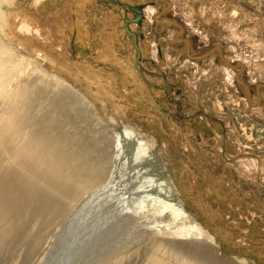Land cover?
Segmentation results:
<instances>
[{"label":"rangeland","instance_id":"obj_1","mask_svg":"<svg viewBox=\"0 0 264 264\" xmlns=\"http://www.w3.org/2000/svg\"><path fill=\"white\" fill-rule=\"evenodd\" d=\"M171 1L174 2L175 6L166 13V16L176 20L185 28L184 34L191 38L193 54H208L215 46L225 48L226 59L235 64H246L247 69L244 71L242 79L251 86L252 96H254L253 76L257 72L261 74V82L264 84V0ZM24 2H27L28 7L38 14L46 15L48 12L44 11L46 0H7L2 3L0 1L1 16L6 15L7 17L14 8H23ZM91 2L97 3L99 7L94 11H88L89 20H92L91 14L93 15V12L101 17L103 8L112 9L116 5L122 7L121 9L127 16L125 20L128 34L131 35L132 43L137 51V62H140L142 55L139 50V39H145V37L136 30L132 31L129 26L131 23L141 25L145 18V6L132 5L128 1L125 5L114 0H91ZM53 3L56 4L50 6V9H57L62 6V2L59 0H55ZM128 13H131L132 17H128ZM151 16L152 13L148 16L150 20ZM155 25L151 23V29L148 30V40L150 39L149 42L153 48L151 61L148 59L143 61L146 65L143 71H146L153 81L148 80L140 68L138 70L148 85L152 96L156 98L158 104H161L162 110H165L168 120L177 123L184 129V133L189 138L186 140L187 138L183 137V134L181 135L179 131L174 130L172 123L165 116H160L162 121L164 119L165 130L158 133L156 131L158 126L154 125L155 128L153 129L152 122L154 121L152 119L145 120L142 116V113H146L147 109L138 102L136 104L138 108L135 105L129 109L128 121L126 120L125 125L120 128L128 129L133 134L141 136L144 141L155 145L151 149L150 157L147 158L149 161L146 162H149L148 165H154L162 172L165 171L166 174L160 177L166 179L167 191L177 197L178 200L180 199L185 208L192 212V214L190 213L192 223L206 227L208 235L219 233V227L229 231L228 234H224V237L235 241L236 249L233 251L229 243H221V246L218 247L220 253L217 254L222 259L226 258L235 264H264V256L256 259L253 255L254 253L264 255V114L260 116L262 114V110L259 109L260 106L252 107L248 104L247 96H245L246 91L243 93L245 89L238 82L237 77L225 68L226 66L220 57L216 56L211 61L202 58L190 62L184 58L183 52L178 51V47L168 43V39L164 38V45L169 44V51L171 49L170 53L173 57H177L178 63L172 67V70L165 67L162 61L165 59L166 50L159 43L160 35L158 37L154 33L152 27ZM169 27H173L171 22L168 24ZM206 35L209 36V42L206 41L208 40ZM14 45L16 46V44ZM73 51V45H71L74 60L79 59L80 57ZM23 53L26 57H33L29 49ZM47 68L51 70L50 67ZM47 68L46 70H48ZM160 73L164 74L166 79L163 85H159L157 82L158 78L161 77ZM152 88L160 90V95L156 96ZM252 100L256 102V97L254 96ZM217 101L222 103V110L218 108ZM108 114L111 115V113ZM110 119L112 121V118L104 117V120L112 125ZM114 126L117 125H112L111 128ZM118 130L122 134L126 131L124 129ZM156 135L158 136L156 137ZM186 141H190L193 151L192 148H186ZM1 143L0 264H56V262L58 264H92L93 260H95L93 263L96 264V259L97 264H111L110 261H114V264H151V255L158 254L160 251L163 256H166L164 258H167L168 264H179L180 256L177 257L168 250L167 252L158 250L153 239L149 235L143 234L148 228L145 223L142 225L145 227H140L136 221H132L130 225L112 223L115 220L118 222V218H120L119 208L116 207L114 208L115 211L112 209L111 212L108 209L107 212H104L103 207H101L100 209H103L101 211L105 213L102 214L104 216L96 213L100 200L102 198L104 200L112 194L109 183L113 185L119 182L116 196H123L125 191L121 188L123 183L127 182L125 176L128 179L131 174L129 167H119L118 165L117 170L120 174L112 175L114 177L111 176L110 182L107 180L106 183L99 185L100 187L93 196L92 194L83 195L70 199L65 193L59 191L60 188L53 190L47 187L45 180L51 183L54 182L55 178L48 177V180L36 181L29 177L23 172L26 167L14 157L9 145L3 141ZM136 144L135 141H131V146L136 147ZM136 151L137 148L128 152L136 153ZM131 161H135V159L127 157L122 159L120 163L128 166ZM183 162L191 167L190 169L198 178L196 179L198 183L196 186L194 185L192 194L199 195L201 193L202 199L211 204L210 206L214 209L212 211L218 214L215 220H211L209 216H204L203 211L193 205L192 198L185 197L183 193L178 192L174 174L176 171L181 174ZM137 169L144 171L143 165L138 166ZM205 190H208L209 193ZM237 193L239 194L237 195ZM116 196H113L114 200ZM98 208L97 210H99ZM90 218L95 219L94 221L100 220L97 223H103V226L96 222L90 223L92 222ZM106 218H110L108 222H112L108 223ZM104 222L107 225L112 223V229H110V225L108 230L105 229L109 231V234L106 233V235L108 234L106 237L115 234L113 238H110V241L106 238L105 243L102 240L101 243L104 245L101 244L100 248L95 246L97 244L93 240L91 241V243L94 242L92 245L90 241L89 244L86 243L89 248L82 249V246L79 248L78 241L83 240L82 238L85 239L87 233L95 227L89 224H97L100 226L99 228H102L105 226ZM114 224L116 225L114 226ZM209 224L211 230L208 229ZM107 225L106 227H108ZM117 225L118 228L122 225L119 231L118 228L115 230ZM208 235L199 240L189 239L188 242L193 245L201 244L202 249H204V244H208ZM79 237L80 239H78ZM73 241H76V244ZM72 244L74 248H72ZM86 249L90 250L84 256ZM248 251L250 254L247 256ZM193 252H196L195 249H192ZM236 252H241V254L236 256ZM178 253L182 255V258L188 255L189 259L195 260L196 263L199 261V264H213L212 257L205 255V251L199 256L200 258L198 253L195 254L198 259L194 258V254L190 257L191 254L183 249ZM217 254L216 257H218ZM93 255L95 259H93ZM89 256L93 258H89ZM80 258L83 259L79 260ZM98 258L102 260L101 263Z\"/></svg>","mask_w":264,"mask_h":264},{"label":"bare ground","instance_id":"obj_2","mask_svg":"<svg viewBox=\"0 0 264 264\" xmlns=\"http://www.w3.org/2000/svg\"><path fill=\"white\" fill-rule=\"evenodd\" d=\"M0 1L2 3L7 0ZM54 1L46 0L44 4V11H48L47 14L45 13L46 15L31 10L28 7V1L24 2L23 8H14L12 13L7 14V17L6 15L1 16L0 11V140L9 145L14 157L24 164L26 169H23V172L36 181H44L48 177L55 178L51 183L45 180L47 187L53 190L60 188L59 191L65 193L70 199L83 195L92 194L93 196L100 187L99 185L109 181L112 175L120 174L117 170L118 165L119 167H129L131 174L128 179L124 175L127 182L125 181L126 183H123L121 188L125 191L123 196H116L119 182L112 183L113 185L109 183L112 197L108 196L112 200L108 199L109 197L105 193L107 198L104 200L102 198L100 204L98 203L99 208H97L100 211L96 208L97 214H105L101 211L103 209L104 212H107V209L109 212L112 209L115 211L116 207L119 208L120 218H118V222L116 220L109 222L130 225L132 221H136L140 227H145L142 226L145 223L148 228L143 234L149 235L153 239L158 250L163 252L168 250L177 257L180 256L179 264H199V261L196 263L195 260L189 259L188 255L186 257L183 255L185 259L182 258V255L178 253L182 249L191 254L190 257L197 253L199 257L205 251V255L212 257L213 264H235L226 258L222 259L217 254L220 253L218 247L221 246V243H229L233 251L236 249L235 241L224 237V234H228L229 231L219 227V233L208 235L206 227L192 223L190 221L192 212L185 208L180 199L178 200L167 191L168 183L165 178L160 177L166 174L165 171L162 172L146 162L149 161L147 158L150 157L151 149L155 145L144 141L141 136L133 134L130 130L120 127L125 125L129 117V109L137 102L147 109V112L142 113V116L145 120L152 119L154 121L152 122L153 129L154 125L158 126L156 130L158 133L165 130L164 119L162 121L161 117L165 116L168 120L165 110H162L161 104H158L156 98L152 96L138 70L140 68L142 74L144 73L148 80L153 81L152 77L143 71L146 66L143 61L145 59L151 61L153 50L149 42L150 39L148 40L151 23L156 24L152 28H154L156 36L160 35L159 43L166 50L165 59L162 61L165 67L172 70V67L178 64L177 57L171 55V49L169 51V44L164 45L165 39H168V43L178 47V51L183 52L184 58L190 62L202 58L211 61L216 56L220 57L225 68L237 77L236 79L245 89L243 93L246 91L245 96H247L248 104L252 107L260 106L259 109L262 110L260 116H263L264 84L261 82V74L257 72L253 76L254 96L256 97V102H253L251 86L242 79V75L247 69L246 64H235L226 59L227 52L221 46H215L208 54H193L191 38L184 34L185 28L176 20L166 16V13L175 6L171 0H114L124 5L128 1L132 5H144L146 8V10L144 9L145 18L141 25L131 23L129 26L132 31L136 30L145 37V39H139V50L142 55L140 62H137V51L132 43L131 35L128 34L125 20L127 16L121 9L122 7L116 5L112 9L103 8L101 17L93 12V15L91 14L93 18L89 20L88 11L97 9L99 7L97 3L94 4L91 0H59L62 2V6L50 9V6L56 4L53 3ZM151 13L150 20L148 16ZM128 17H132V14L128 13ZM169 22L173 24V27L168 28ZM1 24L4 25L1 26ZM206 39L209 42V36L206 35ZM71 45H73V52L80 57L77 60L73 58ZM26 49H29L32 58L25 56L23 52ZM45 66L50 67L51 70ZM160 76L157 82L159 85H163L166 79L164 74L160 73ZM241 85L239 84V86ZM153 93L159 96L161 91L154 88ZM217 102L218 108L222 110V103ZM104 117L112 118L110 123L118 127L111 128L112 125L104 120ZM171 123L174 130L179 131L188 140L189 137L184 133V129L173 121ZM118 129L126 131L122 134ZM132 140L135 141V144L137 143L136 147L131 146ZM135 148H137L136 153L128 152ZM186 148H192L190 141L186 143ZM127 157L135 159V161H131L128 166L121 164L120 161ZM183 163L181 174L176 170L174 174L178 192L183 193L185 197L192 198L193 205L200 208L204 216L215 220L218 214L212 211L214 209L210 206L211 204L202 199L201 193L199 195L192 194L194 185L196 186L198 183L196 180L198 178L190 169L191 167L187 163ZM141 165H143L144 171L137 169ZM20 166L22 165L20 164ZM113 181L115 180L113 179ZM113 196H116L115 200ZM101 207L103 209H100ZM99 215L98 217H100ZM90 219L92 220L90 223L100 222V220ZM101 219L103 218L101 217ZM109 219L106 221L108 222ZM112 223L109 224L110 229H112ZM97 224H89L96 228L93 227L94 229L87 233L85 239L78 238L80 239V243L78 241L79 248L80 246L82 249L86 248V243L89 244V241L91 243L92 240L96 242L95 246L100 248L102 240L108 238L110 241V238H113L115 235L113 232H110L113 235L106 237L109 234L107 231L109 225L105 223L104 227L99 228L98 225L102 224L103 226V223ZM122 225L119 228H122ZM210 226L209 224V230H211ZM117 228L118 225L115 230ZM206 235H208L209 241L207 240L208 244H204V249L201 244L193 245L188 242L189 239L206 238ZM200 242L202 243V241ZM191 245L193 246L191 247ZM72 248H74L73 244ZM192 249H195L196 252L192 253ZM89 250H85L84 256ZM159 253L151 255V264H168L167 258H164L166 256ZM239 254L241 252H236V256ZM246 254L248 256L250 251ZM109 255L111 254L109 253ZM253 255L256 259L264 256L257 253ZM93 257L89 256V258L95 259L94 255ZM198 257L196 258L198 259ZM100 258L98 259L101 263ZM93 261L95 262V260ZM93 261L92 264H94ZM112 262L115 263L110 261L111 264ZM56 264L58 263L56 262Z\"/></svg>","mask_w":264,"mask_h":264}]
</instances>
